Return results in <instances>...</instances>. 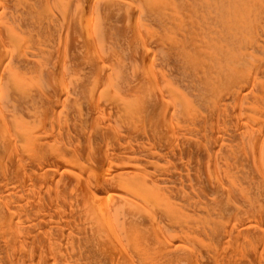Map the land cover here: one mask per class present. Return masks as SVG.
<instances>
[{
	"label": "bare ground",
	"instance_id": "bare-ground-1",
	"mask_svg": "<svg viewBox=\"0 0 264 264\" xmlns=\"http://www.w3.org/2000/svg\"><path fill=\"white\" fill-rule=\"evenodd\" d=\"M0 264H264V0H0Z\"/></svg>",
	"mask_w": 264,
	"mask_h": 264
},
{
	"label": "rangeland",
	"instance_id": "rangeland-1",
	"mask_svg": "<svg viewBox=\"0 0 264 264\" xmlns=\"http://www.w3.org/2000/svg\"><path fill=\"white\" fill-rule=\"evenodd\" d=\"M130 9H131V6H130V5H127L125 10L128 11V10H130ZM131 31H136V30H135V29H131ZM137 34H138V33H137Z\"/></svg>",
	"mask_w": 264,
	"mask_h": 264
}]
</instances>
